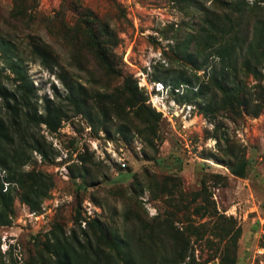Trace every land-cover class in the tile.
Wrapping results in <instances>:
<instances>
[{
    "label": "rangeland",
    "instance_id": "1",
    "mask_svg": "<svg viewBox=\"0 0 264 264\" xmlns=\"http://www.w3.org/2000/svg\"><path fill=\"white\" fill-rule=\"evenodd\" d=\"M226 2L246 7L234 17L249 31L264 17V0H0V37L20 53L27 86L0 55V87L28 101L10 151L28 156L20 172L49 179L33 208L28 178L8 182L0 166L12 197L0 264H66L82 252L101 264H264V109L226 100L211 77L220 60L202 44L206 19L224 18ZM33 42L55 65L32 54ZM260 62L257 77L239 64L232 73L252 99L264 87ZM47 104L60 116H46ZM12 116L0 95V117ZM242 160L239 177L227 163Z\"/></svg>",
    "mask_w": 264,
    "mask_h": 264
},
{
    "label": "trees",
    "instance_id": "2",
    "mask_svg": "<svg viewBox=\"0 0 264 264\" xmlns=\"http://www.w3.org/2000/svg\"><path fill=\"white\" fill-rule=\"evenodd\" d=\"M229 12L223 15L224 18L215 16L214 18L206 19V23L210 29H204V36L202 39V44L205 48L209 49V54L218 57L220 60V67L213 68L212 70V80L217 83L219 89L226 96V100L233 102V100L238 103V105L243 106L247 113H252V115H258L264 109V87L262 85L255 86V93L257 94L254 99H258L257 103L252 102V93L247 90L245 81L239 80L235 81L232 78V73L234 74V69L236 65H241L243 73L248 75H253L257 77L260 74L258 69V63L260 59L264 57V17H257L254 19L251 30L241 27L240 22L242 17L234 20L235 14L241 15L246 11V7L240 6L237 2H226ZM95 35H92L94 37ZM32 54L41 59L43 65L46 67H52L55 65L50 59L49 50L43 45L32 43ZM100 46V45H99ZM0 55L4 57V63L7 67L17 76L20 77V81L23 83L22 87H27L25 83V78L23 76L24 71L21 66L20 53L17 51L15 45L2 37H0ZM189 57H191L189 55ZM239 61V63H238ZM244 75V76H245ZM66 90L73 96L72 103L75 109L81 110L85 107L86 103L83 98H80L76 94V86L71 83L64 81ZM129 89V88H128ZM132 94L136 92L135 88H130ZM0 95L6 100V105L12 111V119L9 124L0 117V166L1 169L7 172L6 180L8 182L15 181L14 177L18 179L22 178V185L24 177L28 178L30 181H24L27 187V192L24 194L23 199L31 205L33 208L39 206L38 199L44 197L48 188L47 180L38 179L35 174H28L20 172V167L28 160V156L21 149H13L12 152L10 148L12 146L13 134L16 133L21 135L19 131V122L17 118L20 112V108L28 104L26 97H15L9 94L5 88L0 87ZM12 100V104L9 101ZM254 110H251V107ZM46 116L57 115V109L46 105ZM28 116V113H25ZM31 119L34 123L48 122V118L42 116H34V114L29 115L28 119ZM30 121V120H29ZM9 151V152H8ZM246 161L242 160L238 164L233 162H228V167L231 172L239 177L245 175ZM33 176H37L34 178ZM41 187H45V190H40ZM37 198L34 201L32 198ZM34 204V205H33ZM12 197L10 194H4L2 192V184L0 183V225H8L10 220L9 216L12 213ZM229 247H227V251ZM95 256V261H91L88 252H82L80 256H73L65 254L67 257L66 264H101L100 256L98 252H93ZM228 254V253H227ZM71 257V258H70ZM227 257V256H226ZM107 264L110 262L107 260Z\"/></svg>",
    "mask_w": 264,
    "mask_h": 264
},
{
    "label": "built area",
    "instance_id": "3",
    "mask_svg": "<svg viewBox=\"0 0 264 264\" xmlns=\"http://www.w3.org/2000/svg\"><path fill=\"white\" fill-rule=\"evenodd\" d=\"M156 92H162L165 89V86L163 85L162 82H155L154 87ZM169 91V89L166 90V93ZM150 101L152 103V106L160 111L163 112L164 115L169 116L170 118L173 116L172 114H169L167 110L165 109V104L163 102V99L160 98L158 95H155V97L150 96ZM185 126V125H184ZM32 215H34L35 218H38V214L32 213Z\"/></svg>",
    "mask_w": 264,
    "mask_h": 264
}]
</instances>
